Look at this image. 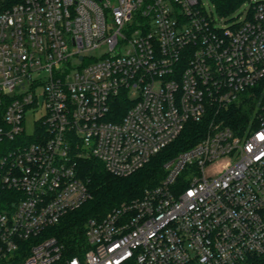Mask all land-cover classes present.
Here are the masks:
<instances>
[{"label":"built area","instance_id":"built-area-1","mask_svg":"<svg viewBox=\"0 0 264 264\" xmlns=\"http://www.w3.org/2000/svg\"><path fill=\"white\" fill-rule=\"evenodd\" d=\"M246 2L223 25L202 0H0V264L264 259V111L241 138L216 118L264 81V0ZM209 112L158 186L87 222L81 255L44 235L91 197L79 159L129 176Z\"/></svg>","mask_w":264,"mask_h":264},{"label":"trees","instance_id":"trees-1","mask_svg":"<svg viewBox=\"0 0 264 264\" xmlns=\"http://www.w3.org/2000/svg\"><path fill=\"white\" fill-rule=\"evenodd\" d=\"M245 1L210 0L220 16L231 15ZM262 85L264 81L243 93L238 101L229 104L226 109H220L216 114L217 120L228 127L234 135L239 137L243 135L253 114L255 117L248 130H253L258 126L256 116L264 111ZM129 106L130 102L122 97L117 99L114 109L122 115ZM212 114L214 112H209L199 122H188L172 143L154 155L144 167L129 176L117 177L109 174L97 159H79L77 172L86 184L91 197L79 209L67 213L57 224L48 227L44 235L57 240L63 248V257L81 255L88 249L85 237L87 222L90 219H102L113 209L140 198L146 190L158 186L165 175L163 164L176 154L202 141L207 133ZM241 264H264V259L252 256Z\"/></svg>","mask_w":264,"mask_h":264},{"label":"rangeland","instance_id":"rangeland-1","mask_svg":"<svg viewBox=\"0 0 264 264\" xmlns=\"http://www.w3.org/2000/svg\"><path fill=\"white\" fill-rule=\"evenodd\" d=\"M202 2L204 3L205 8H206L207 11L211 10L212 16H213L215 22L221 21L220 24L229 25V24H231V20H233V19H235L234 21L236 23H241V22H243L246 19L245 18V14H243V12H244L245 8L248 6V2H246L245 5L241 6L237 11H235L232 15H230L229 17H227L225 19H221V16L217 13L215 7L212 5L210 0H202ZM248 91H246V92H248ZM262 92H264V85H262ZM241 96L239 98H241ZM39 114L40 113L37 112V113H35V116H31L30 115V117L27 119V122H26V133L27 134H29V132H31L33 121L38 118ZM254 117H255V115L253 114V116L251 117L250 121L248 122L247 129H245V131H244V133H243V135L241 137H244L250 131L248 129L250 128ZM214 168L215 167H212V168L208 169V172H211Z\"/></svg>","mask_w":264,"mask_h":264}]
</instances>
